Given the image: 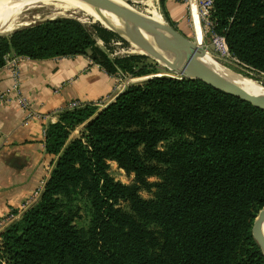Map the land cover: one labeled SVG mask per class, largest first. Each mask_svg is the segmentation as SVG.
I'll list each match as a JSON object with an SVG mask.
<instances>
[{
    "label": "trees",
    "instance_id": "16d2710c",
    "mask_svg": "<svg viewBox=\"0 0 264 264\" xmlns=\"http://www.w3.org/2000/svg\"><path fill=\"white\" fill-rule=\"evenodd\" d=\"M211 1L213 30L229 53L264 73V0ZM10 52L83 54L108 74H150L128 64L141 56L110 60L72 17L13 30L0 38V66ZM43 142L55 157L49 177L1 230L0 264H264L251 235L264 206V110L199 80L159 75L126 84L100 108H65ZM108 161L133 183L114 180ZM81 193L85 230L74 225Z\"/></svg>",
    "mask_w": 264,
    "mask_h": 264
},
{
    "label": "crops",
    "instance_id": "0c3cea01",
    "mask_svg": "<svg viewBox=\"0 0 264 264\" xmlns=\"http://www.w3.org/2000/svg\"><path fill=\"white\" fill-rule=\"evenodd\" d=\"M164 11L169 21H177L178 12L169 7ZM12 55L10 52L5 57ZM16 68L20 91L39 118L24 119L14 95L0 100V218L19 214L15 220L24 201L44 185L55 159L44 151L46 125L57 121L59 112L70 102L100 108L124 87H116L113 77L83 54L45 59L17 56ZM10 82L4 60L0 93Z\"/></svg>",
    "mask_w": 264,
    "mask_h": 264
},
{
    "label": "rangeland",
    "instance_id": "374dc122",
    "mask_svg": "<svg viewBox=\"0 0 264 264\" xmlns=\"http://www.w3.org/2000/svg\"><path fill=\"white\" fill-rule=\"evenodd\" d=\"M122 4L126 7L138 12L146 19L154 22V16L159 15L165 21L166 25L172 27L178 33H180L183 37L194 41L193 37V29L189 15V6L187 0H121ZM198 2L199 0H195ZM33 3V4H32ZM29 6L30 8L24 9L19 14V19L26 23L28 20L41 18L47 14H55L58 13L60 15H70L72 18L76 19L83 26L88 28L92 34L94 35L95 44L106 54V56L110 60H121L122 58H127L128 56L138 55L141 56L138 60H133L128 62L133 69L136 70L138 67H145V70L150 74L159 73L161 75H167L171 77H179V75L175 74L171 70L168 69L163 63H161L158 59L153 57L150 54L142 52L141 49L136 48L133 45V41L121 33L116 28V23L112 21L110 18H107L101 14L94 13L92 11L80 9V8H72L66 5L51 3L47 1H35L32 2ZM35 3V4H34ZM40 4V5H38ZM44 4V5H43ZM34 6V7H33ZM165 7H169V9L173 12H178L177 21H169L166 12L164 11ZM182 14V17L179 15ZM100 27L104 29L102 31L103 38H98L94 34V29ZM19 28V27H18ZM16 28V29H18ZM14 29V30H16ZM96 30V29H95ZM10 33H0V38L7 37ZM138 36L142 37L141 33L138 32ZM201 45L209 51L218 62L227 66L228 68L239 72L257 82L264 83V73H259L254 71L253 69L247 67L243 63H237L231 60H222L217 57L209 49V40L208 36L205 35ZM7 55V54H6ZM4 55V57L6 56ZM114 79V85L118 88H122L127 84L128 79L133 78L135 76L130 75L128 72L121 71L117 69L114 73L109 74ZM99 101V100H98ZM78 128L71 133L70 136H73L75 133L77 134ZM75 134V135H76ZM107 173L114 179L123 184H131L133 183L132 174H126L121 169H119L114 162L108 161ZM157 177L151 176L147 178V181L154 182L157 181ZM152 191V189H150ZM151 191H147L143 188H140L138 193L142 198H150ZM73 208L77 209V215L74 218V225L80 230H85L88 224V202L84 193L78 194L76 199L74 200ZM120 205L126 209V204L121 202Z\"/></svg>",
    "mask_w": 264,
    "mask_h": 264
},
{
    "label": "water",
    "instance_id": "95a60500",
    "mask_svg": "<svg viewBox=\"0 0 264 264\" xmlns=\"http://www.w3.org/2000/svg\"><path fill=\"white\" fill-rule=\"evenodd\" d=\"M92 6L97 7L109 14L122 18L125 21L138 26L149 34V44L160 56L168 59V69L179 75L178 78L199 80L214 89L233 95L240 100L248 102L250 105L264 110V84L257 82L239 72H236L227 66L221 64L217 59L203 46L200 23L196 10V1L187 0L189 5V15L193 29L194 41L183 37L172 27L166 25H154L143 21L134 14L112 4L108 0H82ZM57 17H68L70 15L47 14L41 18L28 20L18 27H25L44 20H50ZM17 27V28H18ZM16 29V28H15ZM14 30V29H13ZM13 30L9 31L11 33ZM160 30H167L176 38L183 50L171 48L164 44L159 38ZM171 40V39H170ZM154 73L143 76H136L128 79L127 84L141 82L148 78L159 76ZM264 220V206L256 214L252 226L251 235L258 245L264 257V237L260 231V225Z\"/></svg>",
    "mask_w": 264,
    "mask_h": 264
},
{
    "label": "bare ground",
    "instance_id": "6f19581e",
    "mask_svg": "<svg viewBox=\"0 0 264 264\" xmlns=\"http://www.w3.org/2000/svg\"><path fill=\"white\" fill-rule=\"evenodd\" d=\"M35 1H47L51 3H58L66 5L72 8H80L88 11H92L97 14H101L107 18H110L116 23V28L123 33L125 36L130 38L133 41V45L136 48L142 50V52L147 53L158 59L161 63L167 66L166 58L160 56L149 44V34L140 29L138 26L125 21L122 18L113 16L108 12H105L101 9H98L95 6H92L82 0H0V33H8L9 31L17 28L19 25L23 24V21L19 19V14L24 10L30 8V4ZM112 4L134 14L143 21L154 24L166 26L165 21L159 15L154 16V22L146 19L138 12L126 7L122 4L121 0H108ZM33 4V3H32ZM35 4V3H34ZM40 5V4H38ZM44 5V4H43ZM34 7V6H33ZM25 11V10H24ZM138 32L141 33L142 37L138 36ZM158 38L167 46L171 48H177L183 50V47L180 45L179 41L170 34L167 30H160ZM171 39V40H170ZM168 67V66H167ZM260 231L264 237V220L260 225Z\"/></svg>",
    "mask_w": 264,
    "mask_h": 264
},
{
    "label": "built area",
    "instance_id": "2783aa9c",
    "mask_svg": "<svg viewBox=\"0 0 264 264\" xmlns=\"http://www.w3.org/2000/svg\"><path fill=\"white\" fill-rule=\"evenodd\" d=\"M211 8H212L211 0H199L198 2H196V10L200 23L202 40L205 35L208 36L209 49L214 54H216L217 57H219L220 59L222 60L228 59L237 63H241L233 55L229 53L223 36L214 32L213 22L210 19ZM16 58H17L16 55L15 56L12 55V57H8V58L4 57L3 59V61L5 60V64L7 66L11 82L0 93V100H4L8 98L10 95H14L18 107H20L24 112V119L32 118V117L39 118V115L31 109L30 103L28 102L27 98L20 91L19 82H18V71L16 68ZM77 105L80 104H78L77 102H70L68 103L67 108H72ZM40 190L41 189L34 190L31 196L24 201V203L20 206L21 213L37 199ZM18 215L19 214H15V215L8 214V216H5L4 218H0V229H2L6 225V223H10L13 220H15L16 216Z\"/></svg>",
    "mask_w": 264,
    "mask_h": 264
}]
</instances>
